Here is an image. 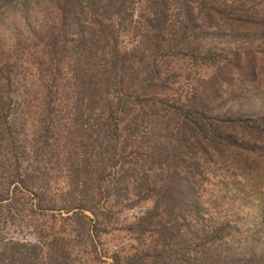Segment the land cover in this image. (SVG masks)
I'll use <instances>...</instances> for the list:
<instances>
[{
	"label": "rangeland",
	"instance_id": "374dc122",
	"mask_svg": "<svg viewBox=\"0 0 264 264\" xmlns=\"http://www.w3.org/2000/svg\"><path fill=\"white\" fill-rule=\"evenodd\" d=\"M84 3L0 0V264H264V0Z\"/></svg>",
	"mask_w": 264,
	"mask_h": 264
},
{
	"label": "trees",
	"instance_id": "16d2710c",
	"mask_svg": "<svg viewBox=\"0 0 264 264\" xmlns=\"http://www.w3.org/2000/svg\"><path fill=\"white\" fill-rule=\"evenodd\" d=\"M78 1L79 0H40V3H41V6L43 7V8L42 7L41 8L47 14H51V13L59 11V14H60L59 20L60 21L57 20L56 24L52 23L53 24L52 28L55 29L56 25L58 24L57 30H59V31L64 30L65 31V30H67L68 27H71V26L72 27L73 26L74 27H79V26L81 27L82 26V24L80 23V20H76V17L74 16V13H73V10H74L73 8L78 4ZM152 1H154L156 4L158 2L160 3V0H152ZM174 1L177 2V8L181 9L183 6H188L189 3L192 2L193 0H174ZM83 2H85L84 5L87 3L88 4L87 7H90L95 12H98L100 10L101 15H103V14L105 15L107 13H110V15L107 16V19L108 18L110 19L111 14L113 15L112 12L114 10H115L114 14L116 13V14H118V16H120V15L122 16L123 14H126V12H127V9L125 8L126 0H83ZM104 5H106V6H104ZM83 8L84 7H81V8H79V10H81ZM212 8L213 7H211V9ZM15 9H16V7H15ZM31 10L29 11L30 14H32V13L34 14V11L31 12ZM150 16L152 18V19H150L151 21H158V20H161L160 18L162 17V13H161L160 9H158V7H155L153 9V13H151ZM249 17L252 18V15ZM95 18H99L98 14L95 15ZM240 20H242V19H240ZM58 22H60V23H58ZM96 22H98V20H96ZM44 23H45V21L41 22L40 28H38V26H37L35 29H32L31 25L29 23H25L24 27L26 30L33 31L32 32L33 36L36 37V35L34 33L39 32L43 28ZM252 23H255L254 20ZM190 27H193V23L190 24ZM61 28H63V29H61ZM83 33H84L83 31H80V34L83 35ZM82 35H80V38L78 39V43L80 40H83ZM55 39H57V37H55ZM112 48H113V51H111L109 56L111 58L112 65H115L114 68H117L118 64L122 65L125 63V60H123L121 57L123 55L126 56L129 52H120L115 45H113ZM0 50H2V48ZM122 67H123V65H122ZM122 67H119L117 70L122 71L123 70ZM4 68H5V65H4ZM3 78L7 79L8 73H7V75H4ZM229 119H227L228 123H225V126H224V128H226V129H231L234 126V125L233 126H231V125L235 124L230 117H229ZM82 124L83 123H81V126H82ZM208 125H210V127H214V128H212L213 130L217 128L216 125L215 126H213L212 124H208ZM215 136H216V134H214V132H212L211 137L215 138ZM171 209L173 210L172 212L174 213V215H176V213L178 211H179V213L181 212L180 207H176V206L174 207L172 205ZM158 210H159V208L157 206H153V208L151 209L150 212H152V215L154 214L160 218L161 217L160 215L155 214ZM88 211L93 212L91 209H89ZM81 216L83 217V219L87 223L90 221V219L87 216H85V215H81ZM177 218H179V216ZM144 219L145 218H142V220H144ZM179 228H180V225L178 224V222L175 219L173 220V225H171L170 228L164 227V225H162V224L160 226H158V231L156 234H157V237L161 239V241L157 242V244H155L154 246L152 245L151 249L148 250L149 253H151V259L154 261L151 264H158L157 260L162 258V253H160L162 250V241L166 240V242L164 244L166 247L170 245L171 241H173L175 243H177V241H179L177 236L173 237V234L176 235L178 233ZM29 246L31 247V248L28 247L29 249H34V250L37 249L36 246H33V245H29ZM18 247H19L18 251H20V252H23V248L26 249L25 245H22V244L19 245ZM55 250H57V249H55V247L53 249L51 248V254H56ZM59 250H57V251H59ZM8 251L12 252L11 249H8ZM18 251H13V254H17V255L20 254V252H18ZM45 264H49V263H45Z\"/></svg>",
	"mask_w": 264,
	"mask_h": 264
}]
</instances>
